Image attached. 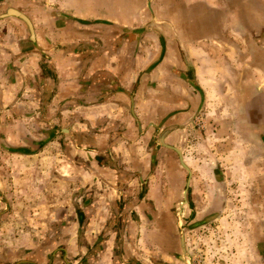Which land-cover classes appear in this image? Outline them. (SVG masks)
I'll return each instance as SVG.
<instances>
[{
    "label": "crops",
    "instance_id": "crops-1",
    "mask_svg": "<svg viewBox=\"0 0 264 264\" xmlns=\"http://www.w3.org/2000/svg\"><path fill=\"white\" fill-rule=\"evenodd\" d=\"M80 2L94 14L75 18L82 27L30 21L33 43L21 20L0 18V130L10 137L5 147L20 149L7 160L23 165L0 178L1 213L31 212L21 218L19 254L0 255V264H264L261 201L231 205L220 186L204 209L176 210L161 183L168 176L175 193L181 173H162L158 161L165 150L177 156L161 146V131L169 128L162 141L171 144L187 101L198 95L200 110L210 88L216 99L236 88L241 128L264 132V0ZM134 86L155 89L160 102L148 128L140 119L148 98ZM185 86L193 91L181 95ZM174 210L191 216L190 228Z\"/></svg>",
    "mask_w": 264,
    "mask_h": 264
},
{
    "label": "rangeland",
    "instance_id": "rangeland-1",
    "mask_svg": "<svg viewBox=\"0 0 264 264\" xmlns=\"http://www.w3.org/2000/svg\"><path fill=\"white\" fill-rule=\"evenodd\" d=\"M6 7H15V9L24 13L36 28H45L47 23H54L53 26L57 29L65 28L68 31H74L82 27L75 18L86 20L84 18H92L94 16L89 5L84 2L81 3L80 0H0V13ZM70 40L71 42L77 41L78 37H71ZM168 75L167 71V77ZM187 77L189 78L188 73ZM168 80L171 79L168 78ZM135 88L134 86L133 90H136L135 93H137L139 99L148 98V101H146L147 106L144 110L145 114H141L140 111L137 112V114H141L140 119L144 128H148L151 123H154V120L156 121V111L160 102L156 99L155 89H149L146 86H140L138 90ZM162 88L163 90L165 89L163 86ZM184 88L181 95H185L190 90L193 91V87L185 86ZM174 90L179 91L180 87L176 85ZM210 90L211 88L208 90L209 92L205 90L208 94L205 93L200 110H195V106L200 104L198 95L194 97L191 104L187 101L188 106L184 110L185 113L175 124V130L174 126H172L173 130L171 135L168 136L171 144H167L181 149L182 161L189 170L192 169L193 176L191 172L189 176L187 175L172 150L160 152L158 161L161 162L162 173L176 170L182 176L178 190L175 193L169 187L168 176L162 181V186L166 188V200L168 203H172L173 208L175 207L174 209L176 210L178 206L191 210L194 206L204 209L210 198L211 190H218L222 186L227 198H229V200H224L223 202L238 206L241 203L250 202L249 199L252 202L255 197L257 202L259 200L264 205V146L260 140L261 136L264 137V132L244 131L241 128L246 117L240 115L238 109L241 104V106H244L245 103L243 100L234 98L237 95L236 88L226 90L229 91V99H222L220 96L217 99L215 96L213 98ZM245 102L249 108L253 107L254 103L252 100H246ZM1 122L3 123V117H0ZM168 122H172V120L166 118L165 121L161 122L159 126L161 130ZM134 127V131L137 133L136 126ZM148 130L150 131L148 134L151 137L150 140L156 139L158 131L151 128ZM36 136L40 139L47 138L43 131H38ZM9 141V135L0 130V178L3 179L6 172L18 175L21 172V166H23L7 160L10 156H18L17 154L20 152L18 147H5L4 145H8ZM161 146L163 145L161 144ZM59 149L57 147L55 150L59 152ZM156 149H158V146H156ZM45 166L43 165V168ZM152 170L150 168L149 172H152ZM187 176L189 180L187 182L185 202L180 204L183 200L182 190L186 187ZM257 188L260 189V192H258V195L253 196L252 192ZM172 195H174V199H172ZM0 202V225L6 223V230L0 233V255L6 259L13 260L19 254L16 249L22 242L19 237L21 230H23V228H20L21 218L26 220L27 216H29L28 214L31 215V212L28 207L27 209L24 208L22 213H15L16 210H12L10 211L12 217H10L1 213V211L5 212L6 208L3 206L1 198ZM176 210H174L173 215L175 217L179 216L184 221V224L182 220L179 221L180 227L187 228L189 226L188 228H190L187 223L191 216L187 214V216L181 217ZM234 215L236 216L237 212L231 210L230 218L232 220L236 219ZM13 220L18 221L19 224L15 225ZM28 225L27 227H29ZM222 230L228 229L223 228ZM234 231L236 229L233 228L230 232L233 233ZM217 236L218 238L215 237V241L220 242L223 236L219 237V234Z\"/></svg>",
    "mask_w": 264,
    "mask_h": 264
},
{
    "label": "water",
    "instance_id": "water-1",
    "mask_svg": "<svg viewBox=\"0 0 264 264\" xmlns=\"http://www.w3.org/2000/svg\"><path fill=\"white\" fill-rule=\"evenodd\" d=\"M6 16H14V17L18 18L19 20H21L26 26V29H27V32H28V40L33 43V28H32L31 22L28 19V17L24 13H22L21 11H18V10L14 9V8H11V7H6L5 10L2 13H0V18L6 17ZM61 130L64 131V132H67L66 129L62 128ZM168 130H169V128H166V129L161 131V133L159 134V137H158L159 142L163 146L169 147V148L173 149L177 153L179 163L184 167V169L187 171L188 176H189L190 172H189L187 166L183 163L179 150L177 148L173 147V146L167 145L166 143H164L162 141L163 136L165 135V133ZM261 141H262V144L264 146V138H262ZM188 179L189 178L187 177L186 184L188 182ZM185 192H186V188L183 190V200L181 201V204H183L185 202ZM179 243H180V247H181V252L183 253L184 252V248H183V232L181 231V229H179Z\"/></svg>",
    "mask_w": 264,
    "mask_h": 264
}]
</instances>
